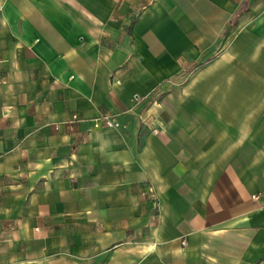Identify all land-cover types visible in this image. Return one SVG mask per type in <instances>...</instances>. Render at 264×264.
<instances>
[{"label":"crops","instance_id":"crops-1","mask_svg":"<svg viewBox=\"0 0 264 264\" xmlns=\"http://www.w3.org/2000/svg\"><path fill=\"white\" fill-rule=\"evenodd\" d=\"M0 264H264V0H0Z\"/></svg>","mask_w":264,"mask_h":264},{"label":"built area","instance_id":"built-area-1","mask_svg":"<svg viewBox=\"0 0 264 264\" xmlns=\"http://www.w3.org/2000/svg\"><path fill=\"white\" fill-rule=\"evenodd\" d=\"M179 79H180V80H179ZM183 79H184V77H180V78H178L177 80H172V82H176V83H177V81L180 82V81H182ZM75 117H76V116H75ZM94 121H95V126H96V127H99V126L101 125L102 122H103V124H104L106 127H110V128H117V127H119V125H120V124H119V121H118L117 119L113 118V117L110 116V115L99 116V117L95 118ZM153 131H154V133H157V132H158L157 129H154ZM253 197H254V199H258V198H259L258 195H254ZM183 243H186V242L183 241Z\"/></svg>","mask_w":264,"mask_h":264}]
</instances>
